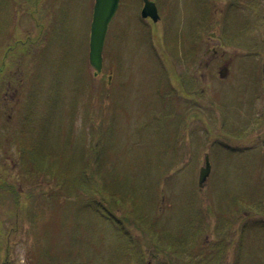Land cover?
<instances>
[{
  "label": "rangeland",
  "instance_id": "1",
  "mask_svg": "<svg viewBox=\"0 0 264 264\" xmlns=\"http://www.w3.org/2000/svg\"><path fill=\"white\" fill-rule=\"evenodd\" d=\"M94 1L59 0L47 42L36 56L26 53L32 58L23 85L27 61H18V51L8 57L14 60L7 61L10 68H0V176L17 184L22 201L16 225L15 204L0 202V264H36L33 253L52 245L58 264H208L211 245L227 228L219 220L225 207L236 210L237 219L222 264H264V213L252 209L264 199V0H232L224 11L218 5L214 29L228 47L208 61L211 68L203 66L196 103L188 100L190 87L173 76V63L154 61L151 27L139 4L113 20L104 67L96 74L89 59ZM211 2L174 0L170 27L192 23ZM23 10L22 0H0V55L8 54L10 36H23ZM223 68L228 71L221 77ZM207 154L212 170L200 188ZM40 156L49 157L55 173L38 174L32 160ZM24 159H31L29 168ZM89 168L126 208L113 198L115 207L103 201L94 190L100 180L83 171ZM92 199L104 208L110 203L113 215ZM128 205L150 224L156 221L164 235L189 230L198 210H212L206 209L194 254L181 248L178 258L161 252L133 222L127 228L138 243L131 253L114 218L122 216L126 226Z\"/></svg>",
  "mask_w": 264,
  "mask_h": 264
},
{
  "label": "flooded vegetation",
  "instance_id": "2",
  "mask_svg": "<svg viewBox=\"0 0 264 264\" xmlns=\"http://www.w3.org/2000/svg\"><path fill=\"white\" fill-rule=\"evenodd\" d=\"M46 1L44 10H42V4ZM68 2L70 0H67ZM156 4L158 14L155 19L153 16L142 17V10L145 5L144 0H121L120 6L118 8L117 17L121 9L132 12V8L135 4H139V13L142 20L150 25L151 29L147 31L149 34L151 49L154 56V61H171L173 63V76L175 78H181L183 82L187 79L193 82L194 88L199 86L200 82L203 80V66L211 68L208 61H216L219 55V49L226 52L223 48L224 45L228 47L226 42L218 34L215 27V14L217 13L218 5L225 10L227 6L231 5L232 0H212L210 14L207 12L204 15L197 16L192 23H189L185 27L180 29L170 27V12L173 7L174 0H153ZM58 2L59 0H22L24 7L22 25L20 26L19 35H15L13 41H9L8 54L5 53L0 55V61H4L0 68L6 71L7 61H14L11 59L13 51H18L20 58L18 61H27L24 65V74L20 80V86L23 85V79H25V67H27L28 61L33 55L36 56V52L42 46V44L47 42L49 37V32H52L53 23L58 16ZM131 8V9H130ZM45 17V18H44ZM226 19V18H225ZM161 25V26H160ZM185 28V30H183ZM183 30V31H182ZM124 31L118 30L119 39H123ZM17 36V37H16ZM215 37H219V40H223L220 43H215L213 40ZM17 38V42L14 40ZM14 43V45H12ZM162 49L160 51L159 49ZM31 53V57L27 58L26 53ZM163 52V53H162ZM11 55L10 58H8ZM16 61V60H15ZM205 61V62H204ZM207 61V62H206ZM5 64V65H4ZM31 64V63H30ZM29 64V65H30ZM225 68V67H224ZM221 69L222 72L219 74H224L225 70ZM227 68V67H226ZM2 69V70H3ZM9 89L13 87V83L10 81ZM192 83L185 86L190 87ZM15 88V87H14ZM14 95L19 91L17 87L14 89ZM203 89L201 88L200 92ZM193 91H189V102H198L199 97L195 95H190ZM10 92H6L8 95Z\"/></svg>",
  "mask_w": 264,
  "mask_h": 264
},
{
  "label": "trees",
  "instance_id": "3",
  "mask_svg": "<svg viewBox=\"0 0 264 264\" xmlns=\"http://www.w3.org/2000/svg\"><path fill=\"white\" fill-rule=\"evenodd\" d=\"M189 83H193V82H189ZM183 85L185 86L187 84L184 82ZM192 86H194V85L190 86V88L188 89V92L193 91L192 93L194 95H195V93L196 94L200 93L201 89H199V86H196V88H192ZM181 91L184 92V87H183V90H181ZM188 92H187V94H189ZM188 100L190 101L189 97H188ZM193 102H195V101H193ZM21 143H23V142H21ZM20 144H19L18 149L21 152V154H23L24 153L23 152L24 146L21 147ZM95 151H96V149H95ZM96 157H97V155L95 156V158ZM49 160H50L49 157H42V156H40V158L32 160L33 161L32 165L34 167L36 166V168L38 169L39 175H41L42 173H44L46 171H49V170L51 171V169H52L53 173H55L54 168H56V166H54L55 164H53ZM91 161H94V160L88 159L85 163L92 165V167H93V165L97 166L96 165L97 163L95 164V162H97V161H94L93 163H91ZM30 162H31V159H24L23 164H27V168H29L31 166ZM83 171L86 174V176L89 177L88 179H93V178L96 179L97 178L96 175L91 173L92 168H89V170L86 169ZM28 173H30V172H27V174ZM101 176H102V174H101ZM97 179H99L100 181L97 182V185L94 188V190H97L99 192V195H101L103 197V201L108 202L111 200L110 203H111V205H113V203H112L113 195L111 194L110 190H108L107 183L105 181L102 182L100 177ZM80 182H81V180H80ZM113 199H115V201L117 200L118 208L119 207L120 208H123V207L126 208L127 205H125V204H127V203L124 201L122 196L117 195V198H113ZM10 200H12V202L16 206V214L14 215V217L17 219V222H15V225H16L18 222H20L18 220V218H20V216L22 214L21 193L19 192L17 184L10 182L7 178H3V176H0V202H2L3 205H6V204H10ZM92 200L95 202V204L99 210H101V208H103L107 212V214L110 215V217H111V215H113V214H111V209L109 208L110 203L108 204V207L104 208L103 206H101V204L96 203V199H92ZM242 205H243V202H242ZM128 206H129L130 212L129 213L124 212L126 219L128 220V223L126 226L122 221L123 220L122 216H120V217L115 216L114 218H115V223L117 225H119V227L121 229L120 231L123 232L127 238V242H128L127 246L129 248H131V253H133V254L135 253L136 246H137L138 242L135 243V237L131 234L132 232H130V230L127 227L130 228V226L133 223H136L144 231H148L153 239H156V241L160 244L159 247H160L161 252L166 251L168 253H174L175 256H177L178 258H180L182 256L181 248L184 250L190 251V253L194 254V251L196 249V244L199 242L198 232L200 231V229L202 230V228L206 225V218L208 217L207 215H205V214H207L206 209L208 210V208H209L210 210H212V208L210 206L208 208H207V206H206V208H204V212H205L204 214L198 210L196 212V214L192 217V221L189 224V230L183 229V230H179L178 232L172 231V233L169 232V233H167V235H164L162 232L160 233V231H158V232L156 231V229H155L156 221H154L155 223L150 224V220L148 221V218L145 215H143L142 212H140V213L135 212L134 209L131 208L132 206H130V205H128ZM112 207H115V206L113 205ZM223 209L224 210L221 211V215L219 216V220H220V223H222V226L225 225V226H227V228L224 229V232L222 235H219L222 240L219 242H215L211 245V249L214 250V252H213L212 259L210 260V262L208 264H222L225 253L227 252L229 245L232 244V240L227 241L225 239L232 232V231L229 232V229H231L232 225L234 224V221L237 219V213L235 214L236 210L234 212H232V210H230V208H228V207H225ZM252 209L257 210L261 213H264V199L263 200L260 199L259 201H254L252 203ZM113 210H114V208H113ZM26 212H28V215H30L32 213L31 206L27 209ZM237 212L239 213L240 211L238 210ZM105 216L108 218V216L106 214H105ZM50 223H52V221L50 219L45 221V223H44L45 227ZM220 223L216 228H220L219 227ZM146 224L148 225L147 227H145ZM128 225H130V226H128ZM36 235L38 237V231H37ZM51 238H52L53 242L56 239L54 229H53V232L51 234ZM52 249H53V245L49 248L42 249L40 251H36L35 253H33L32 257L35 260L36 264H58L57 263L58 257L54 255V253L52 252ZM171 259H172V257H171ZM141 264H143V263H141Z\"/></svg>",
  "mask_w": 264,
  "mask_h": 264
},
{
  "label": "water",
  "instance_id": "4",
  "mask_svg": "<svg viewBox=\"0 0 264 264\" xmlns=\"http://www.w3.org/2000/svg\"><path fill=\"white\" fill-rule=\"evenodd\" d=\"M120 0H95L93 9V20L91 24L90 36V54L91 65L97 70L103 68V51L106 42L107 33L111 22L117 14ZM143 17L153 16L157 18V8L154 2L145 0V6L142 10ZM211 172V162L208 155L205 158V165L201 168L199 185L202 187Z\"/></svg>",
  "mask_w": 264,
  "mask_h": 264
}]
</instances>
